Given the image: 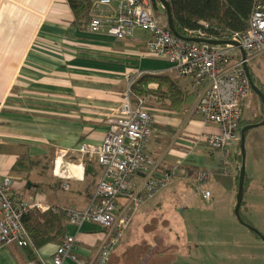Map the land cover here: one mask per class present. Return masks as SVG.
<instances>
[{
	"label": "crops",
	"instance_id": "0c3cea01",
	"mask_svg": "<svg viewBox=\"0 0 264 264\" xmlns=\"http://www.w3.org/2000/svg\"><path fill=\"white\" fill-rule=\"evenodd\" d=\"M87 24L75 19L66 0H0V180L10 178L13 193L22 200L42 195L56 209L83 210L101 169L77 148L102 144L109 117L139 75L178 79L171 64L146 56L147 33L136 31L132 38L118 41L106 30L91 34ZM178 80L186 95L185 106L178 112L151 109L153 134L146 153L160 160L161 171H174L167 186L171 194L189 180L197 182L199 171L207 172L209 178L202 186L211 200L205 202L199 193L197 198L211 214L222 209L224 220L234 226L240 151L232 147L210 152L204 146L190 151L196 137L214 128L187 114L194 107L196 92L190 80ZM246 136L252 144L253 167L245 168L240 213L252 206L244 202L245 195H261L258 185L264 178V168L261 176L255 169L264 145L259 134ZM93 170L98 177L90 176ZM141 179H134L132 187ZM166 188L135 215L132 239L125 241L120 256H113L110 264H175V254H182L185 245L178 205ZM124 201L121 197L118 206ZM65 235L76 237V261L63 264H90L98 253L102 229L84 224L77 233L66 224ZM57 246H45L39 254L50 257ZM30 262L28 250L0 247V264Z\"/></svg>",
	"mask_w": 264,
	"mask_h": 264
},
{
	"label": "built area",
	"instance_id": "2783aa9c",
	"mask_svg": "<svg viewBox=\"0 0 264 264\" xmlns=\"http://www.w3.org/2000/svg\"><path fill=\"white\" fill-rule=\"evenodd\" d=\"M154 6L152 0H92L87 30L91 34L106 30L118 41L132 38L136 31L147 33L146 56L168 62L178 79L190 80L196 101L187 114L214 128L200 134L190 151L204 146L210 152H223L236 146L240 140L239 122L252 96L243 66L249 67L264 58V0H254L246 32L233 35L228 40L230 45L198 44L175 37L161 25L156 15L158 7ZM188 38L212 41L200 32L189 33ZM129 87L107 121L108 131L102 144H81L77 148L80 155L94 159L102 170L87 206L83 210L65 209L67 224L77 233L84 224L97 225L103 231L98 253L90 264L108 262L135 215L175 176L174 171H161L160 160L147 155L153 116L144 99L132 102ZM69 174H65L66 180L70 179ZM223 174L228 175V171L224 169ZM138 176L142 178L140 184L133 188L132 181ZM208 178L207 172L199 171L198 186ZM12 187L10 178L0 180V247L31 249L34 256L31 264H63L68 259L75 262V236L65 235L55 253L47 258L32 247L22 218L29 211L43 213L56 208L42 195L22 200ZM200 195L207 203L211 200L208 191L201 190ZM121 197L125 201L118 206Z\"/></svg>",
	"mask_w": 264,
	"mask_h": 264
},
{
	"label": "rangeland",
	"instance_id": "374dc122",
	"mask_svg": "<svg viewBox=\"0 0 264 264\" xmlns=\"http://www.w3.org/2000/svg\"><path fill=\"white\" fill-rule=\"evenodd\" d=\"M158 5L159 7L156 15L161 25H165L168 28L164 10L160 8L161 5L159 3ZM248 68L253 76L255 85L260 87L261 92L263 93L264 58L250 64ZM255 96H251V99L243 110L241 122H244L245 125L243 124L241 126L246 127V124L248 125V123L254 124L257 121H260L261 116H263V106L259 98L257 96L256 98ZM130 97L133 102L134 98H132L131 95ZM143 99L145 101V107L147 106L146 108L150 112L151 109H160L152 99ZM137 100L138 99H136L135 102ZM151 115L153 116L152 112ZM251 132L259 134L260 144L264 145V136L262 137V135H264V126L252 129L249 133ZM247 137L248 136H246L245 139L246 169L250 166L253 167V156L251 152L252 144L247 141ZM196 139L197 137L194 139V142ZM238 146L239 143L234 147L239 148ZM261 151L264 153V146ZM263 153L259 157V160H257V166L255 167V169H259L260 176V169L264 168ZM262 180L263 182L259 181L258 185L262 191L261 195H253L251 198L250 194L245 195L244 202H249L252 206L247 213L242 209L240 217L245 224L254 228L261 235H264V178ZM187 182L186 185L184 184L182 186V190L173 192L172 194L170 187L166 188V192L170 191L169 194H171V200L178 205V209L176 210L180 216V228L183 231L182 236L185 245L182 254H175V264H264V242L257 239L253 233L242 226L238 220H235L236 223L234 226L227 223V221L224 220L225 215L222 212V209H218L216 213L212 214L209 211H206L207 208L202 205L197 198V193L200 195L201 190H204L202 186L203 184L198 186L195 181L189 180ZM260 196L262 198H260ZM130 227L121 242L115 248L112 257L116 256L118 258L120 256V250L126 246L125 241L129 242V240L132 239L134 227ZM175 248L179 249L180 246H176Z\"/></svg>",
	"mask_w": 264,
	"mask_h": 264
},
{
	"label": "trees",
	"instance_id": "16d2710c",
	"mask_svg": "<svg viewBox=\"0 0 264 264\" xmlns=\"http://www.w3.org/2000/svg\"><path fill=\"white\" fill-rule=\"evenodd\" d=\"M66 1L76 20L87 21L92 0ZM152 1L158 7V2L156 0ZM165 1L170 8L174 30L179 36L188 38L189 33L200 32L208 39H212V41L221 42L228 41L235 34L242 35L246 32L254 2V0ZM251 80L255 85L252 75ZM256 87L261 91L260 87ZM129 90L130 95L134 98L133 103H136V99L148 98L155 101L160 109L175 112H178L185 106V92L179 86V80L170 76L141 74L130 84ZM251 95L255 96L253 92ZM262 120L263 116H261L260 121L254 124H258ZM241 121L242 119L239 122L240 132L245 127L241 126L245 125ZM248 125L252 124L248 123ZM248 125L246 124V126ZM238 147L240 151V140ZM101 173L102 170L99 172L100 176ZM91 174L90 176L93 178L98 177V174L94 170L91 171ZM96 186L97 184L95 188ZM94 191L90 194V197ZM22 224L30 238L32 247L40 250L48 245H60L62 243L66 232L67 216L65 209L61 208L43 213L29 211L22 218ZM253 235L260 240L256 234ZM26 250L29 252L31 261L34 260L32 250L29 248H26ZM111 258L112 255L106 264H110Z\"/></svg>",
	"mask_w": 264,
	"mask_h": 264
},
{
	"label": "water",
	"instance_id": "95a60500",
	"mask_svg": "<svg viewBox=\"0 0 264 264\" xmlns=\"http://www.w3.org/2000/svg\"><path fill=\"white\" fill-rule=\"evenodd\" d=\"M156 1L161 5L162 9L165 12L168 30L175 37L182 39V40L198 43V44H207V45H230V44H232L229 41L221 42V41H210V40L192 39V38L187 39V38H183V37L179 36L174 30L173 21H172L171 12H170V8H169L168 3L165 0H156ZM241 54H242V57L244 58V53L242 51H241ZM243 68H244V71H245L248 79L250 80L252 92L259 98V100L263 106V120H262V122H260L258 124H252V125H248V126L244 127L240 132V155H241L242 162H241V167H240V171H239L238 193L236 196V205L234 208V214L242 226L249 229L252 233L256 234L264 242V237L258 231H256L251 226L245 224L241 220L240 212H239L241 204H242V200H243L244 181H245V175H246V169H245V157H246L245 139H246V134L252 129H257L259 127L264 126V94L253 84V82L251 80V74H250V70H249L248 66L244 65Z\"/></svg>",
	"mask_w": 264,
	"mask_h": 264
},
{
	"label": "flooded vegetation",
	"instance_id": "af4514ba",
	"mask_svg": "<svg viewBox=\"0 0 264 264\" xmlns=\"http://www.w3.org/2000/svg\"><path fill=\"white\" fill-rule=\"evenodd\" d=\"M264 237V235H262ZM261 240V239H260Z\"/></svg>",
	"mask_w": 264,
	"mask_h": 264
},
{
	"label": "bare ground",
	"instance_id": "6f19581e",
	"mask_svg": "<svg viewBox=\"0 0 264 264\" xmlns=\"http://www.w3.org/2000/svg\"><path fill=\"white\" fill-rule=\"evenodd\" d=\"M78 171V170H77Z\"/></svg>",
	"mask_w": 264,
	"mask_h": 264
}]
</instances>
